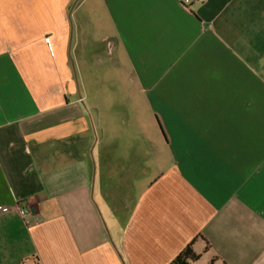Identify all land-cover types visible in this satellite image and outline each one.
Instances as JSON below:
<instances>
[{
    "label": "crops",
    "instance_id": "crops-1",
    "mask_svg": "<svg viewBox=\"0 0 264 264\" xmlns=\"http://www.w3.org/2000/svg\"><path fill=\"white\" fill-rule=\"evenodd\" d=\"M0 264H264V0H0Z\"/></svg>",
    "mask_w": 264,
    "mask_h": 264
},
{
    "label": "built area",
    "instance_id": "built-area-1",
    "mask_svg": "<svg viewBox=\"0 0 264 264\" xmlns=\"http://www.w3.org/2000/svg\"><path fill=\"white\" fill-rule=\"evenodd\" d=\"M193 1H196V0H182V2L184 4H191ZM0 211L1 212H4V213H7V212H13L15 213L18 217H21L23 218V220L29 224L31 222V216H30V213L28 211V209L21 205V204H17L16 206L10 208L8 206H1L0 207Z\"/></svg>",
    "mask_w": 264,
    "mask_h": 264
},
{
    "label": "trees",
    "instance_id": "trees-1",
    "mask_svg": "<svg viewBox=\"0 0 264 264\" xmlns=\"http://www.w3.org/2000/svg\"><path fill=\"white\" fill-rule=\"evenodd\" d=\"M198 254H196L192 248V244H188L185 249L175 258L173 264H189L190 261L198 259Z\"/></svg>",
    "mask_w": 264,
    "mask_h": 264
}]
</instances>
